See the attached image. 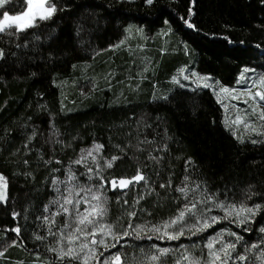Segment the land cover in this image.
Wrapping results in <instances>:
<instances>
[{
    "label": "trees",
    "instance_id": "1",
    "mask_svg": "<svg viewBox=\"0 0 264 264\" xmlns=\"http://www.w3.org/2000/svg\"><path fill=\"white\" fill-rule=\"evenodd\" d=\"M65 5L52 21L30 29L19 39L12 37V43L6 35L0 41V47L9 53L0 59V172L8 181L9 193L7 204L0 203V251L10 245L0 264H50L54 260V253L46 250L53 237L47 236L44 222L37 218L48 214L44 205L57 196L53 176L64 180L71 167L77 183L98 181V177L89 181L84 164L73 163L94 142L104 145L101 163L103 158L120 157L103 173L109 181L111 220L137 208L147 212L133 217L134 223L174 215L183 203L173 199L178 195L175 188L185 175L206 182L210 191L221 193V199L227 189L238 203L250 185L252 191L264 195V136L243 142L237 139L227 130L222 107L210 88L197 84L173 87L169 77L181 62L176 56L162 54L163 44L155 36L161 28L171 29L178 41L191 48L189 59L196 71L210 74L223 85H233L244 66L264 73L261 0H156L151 8L142 0H60L58 7ZM25 7L24 0H18L2 10L17 13ZM189 8L192 17L187 16ZM183 18L196 28L188 27ZM128 25L134 26V39L125 31ZM139 27L144 30L142 37L136 34ZM25 41L26 47H16ZM33 130L37 135L25 147ZM145 137L152 143L138 148ZM164 144L167 149H162ZM150 151L162 157L159 163L147 159ZM189 157L190 166L185 163ZM87 164L94 167L91 161ZM138 168L148 177L147 182L111 190L113 177L131 178ZM169 179L171 186L160 188ZM146 183L156 191L134 206L132 201L146 193ZM123 199L128 205H123ZM257 202L264 201H249ZM13 211L20 215L13 217ZM212 214L223 215L219 209ZM127 219L125 216L122 221L125 226ZM257 221L253 231L245 233L222 220L198 236L179 241L132 235L105 255L120 252L124 264H133L134 259H143L141 247L203 245L221 228L240 232L253 243L264 225V215ZM63 222L62 215L57 217V227ZM17 225L21 227L19 235L11 231ZM34 233L47 239L36 240ZM13 239L16 245H11ZM167 264H174L172 256ZM232 264L246 262L233 260Z\"/></svg>",
    "mask_w": 264,
    "mask_h": 264
},
{
    "label": "snow or ice",
    "instance_id": "2",
    "mask_svg": "<svg viewBox=\"0 0 264 264\" xmlns=\"http://www.w3.org/2000/svg\"><path fill=\"white\" fill-rule=\"evenodd\" d=\"M16 2L18 0H0V7ZM261 2L264 3V0ZM59 3L60 0H24L26 7L20 13L10 14L8 11H3L2 19H0V41L6 35L10 38L9 42L12 43L14 42L11 40L12 37L19 39L22 34H26L30 29H35L44 22L52 21L57 13L66 7V5L58 7ZM142 3L151 8L156 0H142ZM193 15L194 12L189 8L187 16L192 17ZM183 19L188 27L196 28L190 19ZM77 27L78 29L82 28L81 25H77ZM133 27V25H128L125 29L128 35L133 34ZM136 31L143 34L142 28H137ZM26 46V41L23 44L16 43L18 49ZM8 54L5 48L0 47V59L6 58ZM11 55L16 54L11 53ZM255 71V69H245V72L253 74ZM180 72L183 74L184 69H181ZM240 75L241 80L248 84V88L240 90V94L233 95L232 99L239 100L241 96L250 98L252 102L251 115H256L261 121H264V107H259L261 102H264V91L260 90L264 88V75H259L257 79L246 78L244 72ZM193 77H196L197 86H202L205 89L213 88V91H216L210 74L200 76L193 72L192 75H183L184 80H192ZM171 79L177 84L180 83L177 76H173ZM240 82V80L237 81L238 84ZM215 84H219V81H215ZM257 85L260 87L257 88ZM253 88H256L255 92L252 91ZM236 91V89H229L227 86L219 88L220 93L232 94ZM243 102L249 104V99H245ZM240 124L251 133L264 136V127H255L248 112L244 116L236 115L235 119L226 123V127ZM233 134L237 135L235 131ZM36 135V131L33 130L25 141V147ZM237 139L243 142L244 138L237 135ZM257 142L252 140V143ZM149 143L152 141L145 137L143 141L138 143L137 147L139 148L140 144ZM103 148L104 145L94 142L91 148L82 150V155L73 161L77 165H85L89 181L93 177L99 178L95 184L77 183V174L71 167L67 169L64 180H60L57 176L52 177V185L57 196L44 205V210L48 214L37 218L44 222L47 236L53 237L52 243L46 247V250L54 253L55 256L50 264H124L120 252L105 255L109 249L116 248L124 237L134 235L137 239L146 237L148 240H152L155 237L157 240L179 241L181 237L198 236L222 220L237 225L246 233L253 231L252 225L258 222L257 217L264 215V202L249 203L253 198L264 201V195L252 191L253 186H248L244 193V199L237 203L234 197L228 195L227 189H225L224 198L221 199V193L210 191L206 182L192 181L189 175H185L181 184L175 188L178 195L173 199L183 200V203L177 207L174 215L161 218L156 222L134 223L133 217H138L141 212H147V209L137 208L133 211H125L123 216L111 220L110 198L107 195L108 189L106 187L109 181L103 173L112 169L120 157L113 155L111 158H103V163H101L99 154ZM117 148L120 146L117 145ZM162 149H167V144H164ZM152 151H156V149L154 148ZM88 158H91L94 167L88 166ZM147 159L159 163L162 157L154 156L150 151ZM191 160L192 158L189 157L185 161L186 165L190 166ZM23 163L28 164L29 161L24 160ZM26 175H30V173H26ZM141 181L147 182L148 177L138 168L137 174L131 178L117 179L113 177L110 181V188L113 190L126 189L130 184ZM171 184L172 180L169 179L166 184H160V188H168ZM58 185H63V189ZM155 191L154 187H150L146 183V193L138 195L132 204L134 206L139 205L145 199V195H151ZM157 195L159 196V193ZM8 198V181L0 173V203L7 204ZM117 201L120 202L121 197H117ZM122 203L128 205L129 202L127 199H123ZM82 205L83 207H81ZM50 206L54 207L55 210L53 211ZM214 209L221 210L223 215H213ZM11 215L17 217L20 214L13 211ZM61 215L64 217V222L57 227V217ZM125 216L128 218L126 226L122 223ZM54 228L55 231H53ZM11 231L19 235L21 227L17 225ZM258 233L259 235L253 243H249L240 232L230 228H221L218 232L208 236L203 245L193 242L188 245L180 244L176 248L153 244L149 245L147 249L141 247L140 253L143 259L140 261L134 259L133 264H167L169 256L174 258V264H232L233 260L245 261L246 264L249 262L251 264H264V225L259 227ZM33 236L39 241L47 239V236L35 233ZM127 243L124 241V244ZM16 244V239L11 240V245ZM8 246L10 245L5 244L3 250L0 251V257L5 255ZM249 252L254 253V256L249 257ZM101 257H103L102 260Z\"/></svg>",
    "mask_w": 264,
    "mask_h": 264
},
{
    "label": "rangeland",
    "instance_id": "3",
    "mask_svg": "<svg viewBox=\"0 0 264 264\" xmlns=\"http://www.w3.org/2000/svg\"><path fill=\"white\" fill-rule=\"evenodd\" d=\"M2 12H3L2 7H0V19H2ZM18 13H20V12L10 13V14H18ZM139 28H141V27H139ZM136 34H138L139 37H142V34H139V33H136ZM155 36H157L158 39L162 42L161 44H163L160 47V52L162 54H166L165 56H167V55L176 56L179 59V61L181 62L180 64L179 63L175 64L174 70L172 71V73L169 77V81L173 87L178 86V87H183V88H191L193 85L197 84L195 82L196 77H193L192 80H184L183 75H185V74L186 75H192V73L195 72V73L199 74L200 76L207 75V74H202V73H199L198 71H196V69L191 64V61L189 59V56L191 55V48L189 46H187L185 43L178 41V39L171 33V31H169V29L164 30L163 28H161L160 30L155 32ZM130 37L132 39H134L133 35H130ZM149 40L152 43L154 41V39L151 37L149 38ZM153 44H155V43H153ZM164 46H168V49H166V47H164ZM246 68L247 69H254L253 67H250V66H244L241 69V71H240L237 79L233 83V85H223L220 82H219V84H215V81H219V80H217L211 76L212 80H213V87L216 89V91H213V88H210V89L215 93L216 100L220 103V105L222 107L225 124L229 123L231 120L235 119L236 115L244 116L245 113L248 112L250 114L251 120L253 121V125L257 128H261V127H264L263 121H261L258 118V116L251 115L252 102H251L250 98H248L246 96H241L239 100L232 99L233 95H239L240 94V90L248 88V84L244 80H241L240 74L242 72L245 73V77L248 79H257L259 75H264V73H260L256 69H255L256 70L255 74H253L251 72H245ZM181 69H184L183 74H181V72H180ZM173 76L178 77V79L180 80L179 84L173 82V80L171 79ZM238 80L241 81L239 84L237 83ZM224 86H227L229 89H236L237 91L235 93H232V94L220 93L219 88L224 87ZM259 87L260 86L257 85V88H259ZM260 90L264 91V88H261ZM252 91L255 92L256 88H253ZM218 96H219V99H218ZM245 99H249V104H245L243 102ZM263 104H264V102H261L259 107H263ZM226 105H227V107H225ZM227 128L231 131L232 134H233V131H235L237 135H240L244 139H247V140L257 139L258 137L262 136L258 133H255V134L251 133L250 131L246 130L242 124L233 125V126L227 127ZM237 135H234V136L237 138ZM88 161L93 162L91 160V158H88Z\"/></svg>",
    "mask_w": 264,
    "mask_h": 264
},
{
    "label": "water",
    "instance_id": "4",
    "mask_svg": "<svg viewBox=\"0 0 264 264\" xmlns=\"http://www.w3.org/2000/svg\"><path fill=\"white\" fill-rule=\"evenodd\" d=\"M111 190H113V189H111ZM120 190H122V189H120Z\"/></svg>",
    "mask_w": 264,
    "mask_h": 264
},
{
    "label": "bare ground",
    "instance_id": "5",
    "mask_svg": "<svg viewBox=\"0 0 264 264\" xmlns=\"http://www.w3.org/2000/svg\"><path fill=\"white\" fill-rule=\"evenodd\" d=\"M227 130H229V129H227Z\"/></svg>",
    "mask_w": 264,
    "mask_h": 264
}]
</instances>
